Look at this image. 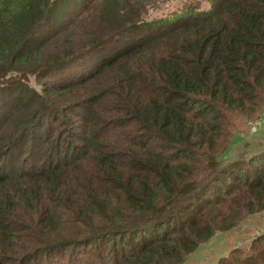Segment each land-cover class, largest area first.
Listing matches in <instances>:
<instances>
[{
	"label": "trees",
	"instance_id": "trees-1",
	"mask_svg": "<svg viewBox=\"0 0 264 264\" xmlns=\"http://www.w3.org/2000/svg\"><path fill=\"white\" fill-rule=\"evenodd\" d=\"M210 1L0 0V261L183 264L264 210V148L220 158L264 114V0ZM218 264H264V232Z\"/></svg>",
	"mask_w": 264,
	"mask_h": 264
},
{
	"label": "rangeland",
	"instance_id": "rangeland-1",
	"mask_svg": "<svg viewBox=\"0 0 264 264\" xmlns=\"http://www.w3.org/2000/svg\"><path fill=\"white\" fill-rule=\"evenodd\" d=\"M99 0H91L88 8L86 9L83 20L89 19V17L96 16L97 3ZM138 3H143L141 9L144 10L143 16L147 19H155L161 17L172 16L175 13L187 11L190 7H196L199 9H208L211 6L210 0H137ZM123 4V3H121ZM82 20V21H83ZM80 21V22H82ZM77 22H71L65 32L66 36H61L57 39H49L52 44V48H61V42L67 40L76 39L82 33L91 31L89 27H78ZM89 24V23H86ZM80 29V30H78ZM57 37V36H56ZM71 42V41H70ZM18 75L17 78L19 79ZM46 75H30L25 79L30 83L36 85H43L42 82L46 79ZM38 79V80H37ZM6 86L4 91H8L17 84L14 78L6 76L2 79ZM39 83V84H38ZM264 148V114L259 119L248 120L241 126L235 129L231 140L229 141L227 149L220 155V158L229 162L236 157H245L250 153L258 152ZM264 232V210L252 213L246 220L232 229L221 230L215 233L207 241L201 242L189 255L187 260L183 264H218V259L221 255L227 254L235 246H242L245 250L250 248L252 239L258 235V233ZM85 255L87 252L84 253ZM5 264V261H0Z\"/></svg>",
	"mask_w": 264,
	"mask_h": 264
}]
</instances>
